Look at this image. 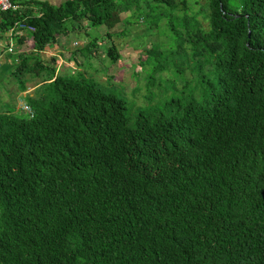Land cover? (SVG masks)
<instances>
[{
	"label": "trees",
	"instance_id": "16d2710c",
	"mask_svg": "<svg viewBox=\"0 0 264 264\" xmlns=\"http://www.w3.org/2000/svg\"><path fill=\"white\" fill-rule=\"evenodd\" d=\"M35 10L0 12V36L23 16L34 28L13 35L10 71L31 114L0 109V264H264V0ZM134 24L152 42L130 110L88 69L99 37L114 64ZM161 24L170 44L154 39ZM74 30L72 72L43 59Z\"/></svg>",
	"mask_w": 264,
	"mask_h": 264
},
{
	"label": "rangeland",
	"instance_id": "374dc122",
	"mask_svg": "<svg viewBox=\"0 0 264 264\" xmlns=\"http://www.w3.org/2000/svg\"><path fill=\"white\" fill-rule=\"evenodd\" d=\"M72 25H76L74 21L65 22V27L67 28ZM82 26H84V23ZM158 28L159 36L157 38L154 37V39L161 40L164 44H170L172 39L164 29V26L161 24ZM83 29H86V27H83ZM104 31V28L89 30V35H99ZM59 38L60 39L56 41L58 43L57 47H55L53 51L49 50L51 55L45 53L46 55H42V57L47 61L50 57H55L58 59L59 64H66L70 72H72L75 69L74 63L72 61H65L63 56H67L70 53L69 51L81 47L85 43V36L80 31L77 32L74 30L69 32L68 36H65L66 39L62 36ZM64 39L66 41L62 44V40L64 41ZM1 42L2 44H6V40L4 39H2ZM113 42L116 45L119 59L114 64L108 62L104 54L108 42L101 40V37H99L97 54L90 60L91 67L88 69V72L92 74V77L100 83L101 86L107 87L108 90L124 98L128 108L133 110L137 106H142L145 103L144 95L146 94V83L143 79L144 72L143 68L140 66V61L143 59L142 52L149 49L152 38L150 36H144L140 25L134 24L129 27L127 36L114 37ZM63 49L66 51L65 53L62 52ZM15 51L16 47H13V52L11 54L4 50L0 56V109L2 110L11 109V107L18 110L16 100L21 98V96H19L21 92H17L16 89L18 85L16 84L15 87L16 81L10 76V71L13 68L12 57L15 55ZM75 59L77 62H82V58L78 53H76ZM35 83V81L26 83L25 90L28 95H32L31 93ZM152 91H155V89H152ZM155 98H158L157 95ZM11 99H13L12 105L14 106L9 104Z\"/></svg>",
	"mask_w": 264,
	"mask_h": 264
},
{
	"label": "built area",
	"instance_id": "2783aa9c",
	"mask_svg": "<svg viewBox=\"0 0 264 264\" xmlns=\"http://www.w3.org/2000/svg\"><path fill=\"white\" fill-rule=\"evenodd\" d=\"M24 6H20L17 3L11 1V0H0V12H23ZM32 17V16H31ZM27 16H23L22 18L16 20L13 25L6 31V36L9 38V42L6 45L5 51L9 54L13 52V35L16 34H27L32 33L34 31V28L32 25L28 24L26 22ZM44 53L51 55L50 52L44 51ZM17 108L20 112H23L25 114H31L30 108L24 103L22 98H18L16 100Z\"/></svg>",
	"mask_w": 264,
	"mask_h": 264
},
{
	"label": "crops",
	"instance_id": "0c3cea01",
	"mask_svg": "<svg viewBox=\"0 0 264 264\" xmlns=\"http://www.w3.org/2000/svg\"><path fill=\"white\" fill-rule=\"evenodd\" d=\"M11 1L17 3L20 6L29 7L30 9H32L30 14L33 17V16H37L38 15L37 11L35 10V7H37L38 5L46 4V5H49V6L57 7V6L61 5V4H63L66 0H11ZM59 37H57L55 39V43L54 44L49 45V46H47L45 48L46 52L53 51V49L55 47H57L58 43L56 41L60 39ZM2 39L6 40V44H2V42H1ZM65 39H64V41L62 40V44L65 43V41H66ZM8 42H9V38L6 36V34H2L0 36V56L2 55L1 53H3V51L5 50L4 48H6L5 46L8 44ZM12 43H13L14 47H16V51L15 52L22 51L24 49L23 44L22 43L18 44L17 42L14 41V38L12 39ZM73 44H74V42H73ZM63 50H62V52L65 53L66 51L65 50L63 51Z\"/></svg>",
	"mask_w": 264,
	"mask_h": 264
}]
</instances>
